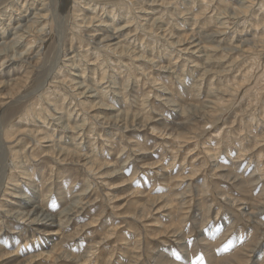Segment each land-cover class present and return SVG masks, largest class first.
<instances>
[{
  "label": "rangeland",
  "instance_id": "374dc122",
  "mask_svg": "<svg viewBox=\"0 0 264 264\" xmlns=\"http://www.w3.org/2000/svg\"><path fill=\"white\" fill-rule=\"evenodd\" d=\"M101 1L0 0V62L29 47L42 53L38 65L23 56L0 63L5 82L33 71L23 98L0 87V120L17 133L3 135L8 148L37 155L24 163L29 176L16 169L17 194L13 181L1 184L3 209L32 202L58 220L90 204L54 233L0 214V264H166L167 254L182 261L184 243L190 263L264 264V0ZM44 3L52 33L38 38ZM105 33L128 53L96 52L88 37ZM79 76L103 95V109L79 105ZM59 118H87L86 126L67 130ZM30 133L46 138L40 145ZM64 146L97 164L63 156ZM214 231L206 250L200 240Z\"/></svg>",
  "mask_w": 264,
  "mask_h": 264
},
{
  "label": "bare ground",
  "instance_id": "6f19581e",
  "mask_svg": "<svg viewBox=\"0 0 264 264\" xmlns=\"http://www.w3.org/2000/svg\"><path fill=\"white\" fill-rule=\"evenodd\" d=\"M93 1V0H92ZM101 1V0H100ZM130 1V0H129ZM135 1V0H134ZM137 1V0H136ZM144 1V0H143ZM155 1V0H154ZM102 2V1H101ZM127 2H128V0H127ZM149 2V1H148ZM168 2V1H167ZM13 3V2H12ZM45 3H46V1H45ZM44 3V4H45ZM121 4L123 3V1L122 2H120ZM132 3H134L135 4V2H132ZM143 3V2H142ZM150 3V2H149ZM264 3V2H263ZM70 4V3H69ZM100 4V3H99ZM121 4L118 6V7H120L121 6ZM127 4H131V3H127ZM127 4H125V5H127ZM146 4H147V2H146ZM13 5V4H12ZM21 5V4H20ZM52 5V4H51ZM142 5V4H141ZM242 5H244V4H242ZM43 6V5H42ZM108 6H110V5H108ZM124 6V4L122 5V7ZM129 6V5H128ZM134 6H136V5H134ZM231 7H232V5H230ZM239 6H241V5H239ZM77 7V6H76ZM121 7V8H122ZM126 7V6H125ZM138 7V6H137ZM137 7H133V8H137ZM142 8H144V7H142ZM247 8L248 7H246L245 9H239V10H241V12H243V11H246L247 10ZM81 9V8H80ZM116 9H118L117 7H116ZM115 9V10H116ZM123 9V8H122ZM121 9V10H122ZM130 9V8H129ZM131 9H132V6H131ZM138 9H139V7H138ZM48 10H49V7H47V5L45 4V6L44 7H42V8H40V10L38 9L37 11H36V14L38 15V18H39V22H40V20L41 19H44V20H46V21H41V23H42V26H41V29H40V31H41V34H40V37H38V38H41V37H45V36H47V35H49V34H51L52 32L50 31L49 32V26H50V23H52V19H54L52 16H51V18H50V13L48 12ZM110 10V9H109ZM125 10V9H124ZM81 11H82V9H81ZM80 11V12H81ZM108 11V10H107ZM113 12H114V10H112ZM126 11V10H125ZM132 11V10H131ZM130 11V12H131ZM137 11V10H136ZM135 11V12H136ZM220 11V10H219ZM43 12L45 13V14H43ZM76 12V11H75ZM108 12H111V11H108ZM246 12H248V11H246ZM11 13V12H10ZM22 13V12H21ZM93 13H94V11H93ZM95 14V16L97 15L98 16V14H96V13H94ZM112 14V13H111ZM131 14V13H130ZM138 14V13H137ZM3 15V14H2ZM88 15V14H87ZM6 16V15H5ZM14 16V15H13ZM86 16V15H85ZM96 16V17H97ZM19 17V16H18ZM17 17V18H18ZM21 17H23V16H21ZM114 17H115V15H114ZM135 17H136V15H135ZM138 17V16H137ZM140 17V16H139ZM13 18V17H12ZM120 18V17H119ZM141 18V17H140ZM241 18V17H240ZM11 19V18H10ZM21 19H23V18H21ZM99 19V18H98ZM137 19V18H136ZM34 20V19H33ZM92 20H94V19H92ZM144 20V19H143ZM37 21V20H36ZM21 22H22V20H21ZM38 22V21H37ZM103 22V21H102ZM101 22V23H102ZM138 22V21H137ZM222 22V21H221ZM19 23V22H18ZM28 23H30L29 21H28ZM41 23H40V25H41ZM68 23V22H67ZM106 23V22H105ZM114 23V22H113ZM112 23V24H113ZM31 24V23H30ZM116 25V24H115ZM23 26V25H22ZM76 26V25H75ZM82 26V25H81ZM141 26V25H140ZM155 26V25H154ZM2 27V26H1ZM142 27V26H141ZM144 27V26H143ZM6 28V27H5ZM83 28H86V27H83ZM82 28V30H85V29H83ZM111 28V27H110ZM101 29V28H100ZM162 29V28H161ZM56 30V29H55ZM103 30V29H102ZM144 30V29H143ZM3 31V30H2ZM1 31V32H2ZM15 31V30H14ZM13 31V32H14ZM53 31V30H52ZM78 31V30H77ZM147 31V30H146ZM5 32H6V30H5ZM75 32V31H74ZM94 32V31H93ZM112 32V31H111ZM86 33V32H85ZM15 34V33H14ZM60 34H62V33H60ZM77 33L75 32V35H76ZM81 34H82V32H81ZM17 36V35H16ZM39 36V35H38ZM77 37H78V34L76 35ZM81 36V35H80ZM25 37V33H22L21 35H19L18 36V38H13L12 39V41L10 42V43H12V42H14V44H18L19 45V43H18V41L17 40H19V39H23ZM88 37V36H87ZM47 38H49V37H47ZM46 38V39H47ZM51 38H52V36H51ZM81 38V37H80ZM89 41H91L90 43L91 44H97V45H95L94 47H95V50H96V52H97V50H98V52H100V51H104V50H106V49H109L110 51H112L113 52V54H117V52H119V51H121V53H123V52H127L128 50L126 49V48H124L123 46H121V44H119V42H117L116 43V41H115V43L113 44V35H111V34H106L105 33V35H103L102 36V38H97L95 35H89ZM3 39V38H2ZM50 39V38H49ZM79 39V38H78ZM42 40H44V39H42ZM80 40V39H79ZM83 40H85V39H83ZM169 40V39H168ZM1 41V40H0ZM6 41H7V39H6ZM9 41V40H8ZM174 41V40H173ZM182 41V40H181ZM180 40L179 41H177V42H180V43H182ZM253 41V40H252ZM79 42V41H78ZM171 42V41H170ZM187 42V41H186ZM6 43H8V42H6ZM20 43H21V41H20ZM121 43V42H120ZM243 43V42H242ZM176 44V43H175ZM37 45V44H36ZM104 46L102 49L100 48V46ZM236 45V44H235ZM11 46V45H10ZM43 46V45H42ZM239 46V45H238ZM46 47V46H45ZM20 48H22V47H20ZM35 47H29V48H27V50L25 51L26 53H27V56H24L25 55V52H20V53H18V52H15L14 54H12L13 56H8V57H10L9 59H4V60H2L1 62H2V66L4 65V64H8L9 65V63H15V62H17L16 61V59H15V57H20V56H23L24 57V59L26 58V59H31L34 63H35V65H38V64H40V63H42L41 61H42V59H41V55H42V53H41V50H35L34 49ZM139 48V47H138ZM236 48V47H235ZM2 49V48H1ZM72 49H74V46L72 45ZM76 49V48H75ZM121 49V50H120ZM6 50H7V47H6ZM9 50V49H8ZM16 50V49H15ZM33 50H34V52H33ZM43 50V49H42ZM62 50H64V48H61V46H60V48H59V53H58V57L59 56H61V52H62ZM1 51V50H0ZM71 52V51H70ZM74 52V51H73ZM128 53V52H127ZM5 54V53H4ZM109 54V53H108ZM105 55V54H104ZM123 55H125V54H123ZM134 56H136V55H138V53L136 54V53H134L133 54ZM133 55H131V56H133ZM33 56V57H32ZM67 55L65 54V57H66ZM106 56V55H105ZM111 56V55H110ZM139 56H142V55H139ZM23 57H20V58H23ZM108 57V56H107ZM112 57V56H111ZM120 57V56H119ZM121 58V57H120ZM127 58H128V56H127ZM137 58V57H136ZM142 58V57H141ZM143 59V58H142ZM22 60V59H21ZM70 61H72L73 60V58H72V60H71V58L69 59ZM111 61H112V59H110ZM23 61V60H22ZM65 61V60H64ZM110 61V62H111ZM134 61V60H133ZM137 61V59L135 60V62ZM0 62V63H1ZM27 61H25V63H26ZM134 62V63H135ZM70 63V62H69ZM123 63H124V60H123ZM134 63H133V65H134ZM30 64V63H29ZM73 64V63H72ZM120 64V63H119ZM126 64V63H125ZM11 65V64H10ZM28 65V64H27ZM131 65V64H130ZM21 66V65H20ZM29 67H30V65H28ZM27 66V67H28ZM1 67V66H0ZM111 67V66H110ZM131 67H132V65H131ZM170 67V66H169ZM74 69V68H73ZM130 69V68H129ZM31 70V69H30ZM65 70V69H64ZM1 71V70H0ZM32 71V70H31ZM28 72V71H27ZM33 72V71H32ZM32 72H29L26 76H22V77H17V78H15V79H13V80H11L10 82L8 81V82H5V81H2V79L0 80V87H3V88H7V90H9V92H11L12 91V95L13 94H19V93H21L20 91L22 90V87H23V90H24V87L25 86H27V84H28V82H29V80H30V78H31V74L30 73H32ZM2 73V72H1ZM1 73H0V75H1ZM34 73H36V72H34ZM33 73V74H34ZM79 73V72H78ZM77 73V74H78ZM26 74V73H25ZM32 74V75H33ZM3 75V74H2ZM7 76V75H6ZM0 78H2V77H0ZM51 78V77H50ZM53 78V77H52ZM82 77H80L79 76V78H77V80L78 79H81ZM105 78V77H104ZM119 79V78H118ZM54 80V79H53ZM64 80V79H63ZM74 80H76V79H74ZM56 81V80H55ZM57 82V81H56ZM113 82V81H112ZM47 83H48V81H47ZM73 83V82H72ZM76 83H77V85H79V86H77V88H76V91H78V94H77V96H80V97H82V99L81 100H79V105H81L82 106V108H83V110L85 109V110H89V108H96L97 107V109L99 110V109H103L106 105H105V103L104 102H102V100H101V97L103 96H101L100 94H99V92L97 91V90H95V89H92L91 87H89V86H87L86 84H84V83H81L80 82V80H78V81H76ZM121 84V83H120ZM48 85H49V83L47 84V87H48ZM162 85V84H161ZM53 86H54V84H53ZM57 86V85H56ZM62 86V85H61ZM60 86V87H61ZM124 86V85H123ZM46 87V86H45ZM45 87H42V88H45ZM52 87V86H51ZM63 87V86H62ZM61 87V88H62ZM70 87V86H69ZM71 87H73V86H71ZM127 87H128V85H127ZM127 87H125L126 88V92H128L129 90L127 89ZM163 87H165V85L163 84L162 85V90H163ZM26 88V87H25ZM49 88H50V86H49ZM167 88V87H166ZM53 89V88H52ZM119 89H121V88H119ZM161 89V88H160ZM3 90V89H2ZM7 90H6V92H7ZM27 90V89H26ZM43 90V89H42ZM45 90V89H44ZM49 90V89H48ZM107 90V89H106ZM14 91V92H13ZM41 91V90H40ZM58 91V90H57ZM66 91V90H65ZM94 91V92H93ZM137 91V90H136ZM25 92V91H24ZM43 92V91H42ZM55 92V91H54ZM26 93V92H25ZM88 93H90V95L88 94ZM118 93V92H117ZM116 93V94H117ZM5 94V93H4ZM10 94V95H11ZM23 94V93H22ZM38 94V93H37ZM67 94V93H66ZM76 94V93H75ZM107 94V93H106ZM119 94V93H118ZM47 95V94H46ZM105 95V94H104ZM0 96H1V93H0ZM87 96H89V97H87ZM117 96V95H116ZM120 96V95H119ZM123 96V95H122ZM128 96V95H127ZM18 97H21V98H23V97H25V95H18ZM70 97H71V94H70ZM115 97V96H114ZM113 97V98H114ZM48 98V97H47ZM53 98V97H52ZM146 98V97H145ZM209 99V98H208ZM3 100V99H2ZM21 100V99H20ZM77 100V99H76ZM174 100V99H173ZM5 101V100H4ZM45 101H47V100H45ZM143 101V100H142ZM171 102H172V100H170ZM175 101V100H174ZM176 102V101H175ZM78 103V102H77ZM144 103H147V100H144ZM173 103V102H172ZM39 104V103H38ZM177 104V103H176ZM176 104H174L173 103V105H176ZM201 104V103H200ZM218 104V103H217ZM219 104H221L220 102H219ZM35 105V104H34ZM37 105V104H36ZM46 105V104H45ZM105 105V106H104ZM204 105V104H203ZM1 106H4V104H3V102L1 103ZM58 106V105H57ZM110 106V105H109ZM112 106V105H111ZM34 107V106H33ZM99 107V108H98ZM202 107V106H201ZM37 108V107H36ZM48 108V107H47ZM72 108V107H71ZM123 108V107H122ZM175 108V107H174ZM46 109V108H45ZM69 109V108H68ZM79 109H80V107H79ZM47 110V109H46ZM49 110V109H48ZM70 110V109H69ZM74 110V109H73ZM84 110V111H85ZM175 110V109H174ZM29 111V110H28ZM35 111V110H34ZM51 111V110H50ZM78 112V111H77ZM83 112V111H82ZM42 113V112H41ZM106 113V112H105ZM57 114V113H56ZM88 114L90 115V113L88 112ZM125 114V113H124ZM120 115H121V113H120ZM123 115V114H122ZM31 116V115H30ZM43 116V115H42ZM95 116H97V115H95ZM103 116V115H102ZM131 116V115H130ZM135 116V115H134ZM112 117V116H111ZM120 116H114L113 118H110V117H105L108 121L109 120H114V119H118ZM97 118V117H96ZM101 118V117H100ZM137 118V117H136ZM135 118V119H136ZM0 119H1V116H0ZM80 119V118H79ZM78 118L76 119V121H73V119L71 118V119H68V120H64V119H60L59 118V120H60V122H62V125H63V128L64 129H67V130H75V132H76V130H80L82 127H84V126H86L85 125V119H87V118H85V119H82V120H79ZM132 119H133V117H132ZM101 120H104V119H101ZM186 120H188V119H186ZM115 121V120H114ZM45 122H46V120H45ZM136 122V121H135ZM115 123V122H114ZM117 123V125L119 124L118 122H116ZM2 124H3V122H2V120H0V194H1V190L3 189V191L4 190H6V188H2L1 187V184H3L6 180V178H8V180H9V182H10V184L12 183L11 181H13L14 182V191H12V192H14V193H16L15 191L17 190V188H18V184H17V175H16V169L19 171V173L21 174V175H23V176H27V174H28V170L26 169V165H24V163L25 162H27V161H30V157H32V156H34V157H36L37 155H32V156H28L27 154H28V152L25 150V149H21L22 151H19V150H12V148H8L7 147V144H5V142H4V139L2 138L3 137V135H5V137H6V139L7 140H11V139H13L14 137H15V131H13L12 129L11 130H6V132H4L5 130H4V127L2 126ZM104 124H109L108 122H105ZM126 125H127V127L126 128H128V127H133V126H129L128 125V122H126L125 123ZM147 125H148V123H147ZM213 125V124H212ZM121 126V125H120ZM125 127V126H124ZM136 127V126H135ZM126 128H124V130L126 129ZM82 130V129H81ZM99 130V129H98ZM22 131V130H21ZM72 131V132H73ZM163 131V130H162ZM213 131V130H212ZM264 131V130H263ZM177 131H175V130H173V131H171V129L170 130H165L164 132H162V133H166V135L167 134H170V135H174V136H176L177 138L180 136V133H176ZM181 132V131H180ZM182 132H183V130H182ZM80 133V132H79ZM17 134V133H16ZM30 134H33L34 135V137L33 138H35L36 140H37V143H39L40 145H41V141L42 140H44L45 138H46V135L44 136V137H40V136H38V135H35L34 133H30ZM84 134V133H83ZM19 135V134H18ZM17 137V136H16ZM79 137V136H78ZM81 138H82V136H80ZM83 137H84V135H83ZM175 137V138H176ZM5 139V140H6ZM19 139V138H18ZM17 141V140H16ZM9 142V141H8ZM11 145V144H10ZM43 148V147H42ZM82 148V147H81ZM85 149V148H84ZM84 149L82 150L83 152H84ZM80 148H76L75 150H72V149H70V148H67V147H60L59 148V152H60V154H62L63 156H65V157H68V156H74V157H77L78 158V161H81V160H83V161H87L86 163H89V165H91V163H92V167L94 166V165H96L97 164V162H95L91 157H87V154H83V153H81L80 152ZM53 153H54V151H53ZM86 153V152H85ZM62 155H60V156H62ZM260 156V155H259ZM212 157H213V155H212ZM7 158H9V160H8V162H11L12 163V166L11 165H8L7 163L8 162H6L7 161ZM24 158H26L27 160L26 161H24ZM30 158V159H29ZM60 158H58V160H59ZM63 159V158H62ZM61 160V159H60ZM217 161H218V159H217ZM87 165V164H86ZM100 165V164H99ZM214 167H216V169H220L221 167H223V165H221L220 164V161H218L217 162V164L214 166ZM28 168V167H27ZM13 170V171H12ZM16 171V172H15ZM117 171H119V170H117ZM126 171V170H125ZM124 171V172H125ZM115 173V171H113V172H111L110 173V176H113V174ZM230 173V172H229ZM232 174V173H231ZM239 174V173H238ZM251 174V173H250ZM30 174H28V176H29ZM222 175V174H221ZM224 176V178L226 177V175L224 174L223 175ZM222 176V177H223ZM114 177H117V175L116 176H114ZM187 177V176H186ZM237 177V176H236ZM241 177V181L239 182V184L241 183H244L245 182V177L242 175V176H240ZM229 178H232L231 176H229ZM31 180H32V178H31ZM34 180H32L31 182H33ZM28 182V181H27ZM3 185H5V184H3ZM123 185H125V184H123ZM212 186V185H211ZM109 188V187H108ZM125 188V187H124ZM112 189V188H111ZM2 191V192H3ZM7 191V190H6ZM5 192V191H4ZM3 192V193H4ZM17 194V193H16ZM35 194H37V193H35ZM221 195H225V193H223V192H221L220 193ZM2 195V194H1ZM23 195H25V194H23ZM189 195V194H188ZM82 196V195H81ZM85 196V195H84ZM227 198L226 199H228L229 198V200L230 201H233V200H236V198H234V199H232V198H230V195L229 194H227ZM31 199V198H29V197H26V199ZM86 198V197H85ZM90 198V197H89ZM161 198V197H160ZM117 199V198H116ZM150 199V198H149ZM28 200V201H29ZM158 200V199H157ZM228 200V201H229ZM34 202V201H33ZM164 202V201H163ZM28 203V202H27ZM32 203V202H31ZM30 203V205L27 207H24V208H22V209H19V210H11V209H3V204H1V202H0V214L2 215V213H4V214H7V215H11L10 217L11 218H13V219H16V220H18L19 222L20 221H24V223L25 224H28L30 227H32V229L34 228L35 230H37V231H42V232H49V233H54L53 231H54V226H58V225H61V226H64V223H66L65 222V220H69V219H71L72 218V216L73 215H76L78 212H81V211H83L84 209H85V206L86 205H88L89 204V202L87 203H85V202H80V203H77V205L75 206V207H72V209H67L66 210V212H64V213H62L63 215H62V217L61 218H59L58 220H57V218L56 217H53L50 213H48L45 209H43V208H41L40 207V205H38V204H36V203H33V204H31ZM40 203V202H39ZM24 204V203H23ZM158 204V203H157ZM90 205V204H89ZM82 209V210H81ZM81 210V211H80ZM245 210V209H244ZM3 214V215H4ZM148 214H151V212H149V211H146V214H145V216L146 215H148ZM245 214V213H244ZM0 215V217H2ZM105 215V214H104ZM247 215V214H246ZM249 216L250 215H253L252 213L251 214H248ZM64 217V218H63ZM24 223H21V224H24ZM60 223V224H59ZM21 227H23V225L21 226ZM12 232V231H11ZM181 234H183V232L181 233ZM218 234H217V232L216 231H214V233H211L210 235H208L207 237H206V235L205 236H203L202 238H201V240L200 241H202V242H204V244H202V247H204V249H206V250H208L209 249V247L211 246V245H213L214 243H215V240H214V238H216V236H217ZM214 241V242H213ZM259 242V241H258ZM54 243V242H53ZM236 243V242H235ZM231 245V244H230ZM142 247V246H141ZM182 247L183 248H185V254L182 256V261L181 262H178V261H175V260H173L171 257V255L170 254H167L165 257H163L162 259H161V261H165L166 262V264H195V262L193 261V263L191 262L190 263V257H189V253H188V250H187V247L185 246V243L182 245ZM229 249V248H228ZM231 249V248H230ZM6 250V249H5ZM160 252V251H159ZM222 252V251H221ZM223 253H225V252H223ZM4 255V254H3ZM2 255V256H3ZM18 256V255H17ZM217 257V255H213L212 257H211V259L209 258V256H208V258H209V260L210 261H212L213 262V260L215 259ZM16 258H18V257H16ZM58 258V257H57ZM232 258H233V256H232ZM14 259V258H13ZM220 259V258H219ZM222 259V258H221ZM235 259V258H234ZM58 260H60V259H58ZM208 260V259H207ZM217 260V259H216ZM242 260V259H241ZM19 261V260H18ZM54 261H55V259H54ZM203 260L202 259H200V261H199V263L200 262H202ZM220 261H222V260H220ZM219 261V262H220ZM237 261V260H236ZM9 262V261H8ZM13 262H15V261H13ZM138 262V261H137ZM208 262V261H207ZM218 262V263H219ZM259 262V261H258ZM261 262V261H260ZM42 263V262H41ZM61 263V262H60ZM81 263V261H79V264ZM85 263V262H84ZM222 263V262H221ZM221 263H219V264H221ZM238 263H241L240 261L238 262ZM244 263V262H243ZM242 263V264H243ZM35 264V263H34ZM78 264V263H77ZM211 264V263H210ZM228 264V263H227ZM256 264V263H255Z\"/></svg>",
  "mask_w": 264,
  "mask_h": 264
}]
</instances>
